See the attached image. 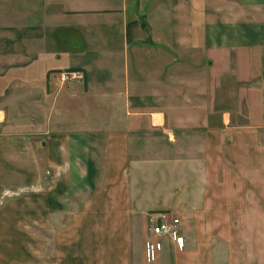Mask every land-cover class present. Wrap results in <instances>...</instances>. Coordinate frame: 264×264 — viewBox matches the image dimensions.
Instances as JSON below:
<instances>
[{
	"label": "crops",
	"instance_id": "crops-1",
	"mask_svg": "<svg viewBox=\"0 0 264 264\" xmlns=\"http://www.w3.org/2000/svg\"><path fill=\"white\" fill-rule=\"evenodd\" d=\"M16 1L0 0V264H264V0ZM66 70L83 80L59 88ZM111 171L184 172L182 250L94 252L78 225L122 219L131 243L137 221Z\"/></svg>",
	"mask_w": 264,
	"mask_h": 264
},
{
	"label": "rangeland",
	"instance_id": "rangeland-1",
	"mask_svg": "<svg viewBox=\"0 0 264 264\" xmlns=\"http://www.w3.org/2000/svg\"><path fill=\"white\" fill-rule=\"evenodd\" d=\"M17 3H23V0L16 1ZM4 3V2H3ZM5 9L7 8V3H4ZM7 11V10H6ZM80 80H66L60 81L56 79L57 86L60 88L63 86L64 88L70 86L71 84L74 86L75 83L81 82ZM244 100V97L242 98ZM236 122L243 123L246 121L248 113L240 111L236 113ZM258 115L256 113V120ZM259 118V117H258ZM112 174L118 175L121 178V181L124 182L126 186V199H124L121 192L115 193L117 200L128 201V207L131 210H134L136 213L137 221L136 224H133V229L130 231L132 233L131 243L126 242V236L129 233L127 230L126 222L122 221V219H117L114 223H107L104 217L96 218L92 220V223H87L85 225H78V229L81 232H90L94 233L97 238L96 249H93L94 252L99 255L103 254V258H108L107 251L109 248H113L112 250L115 253L113 259L121 258L120 255H124V252L127 248L131 249L141 255L142 251V242L144 244V239L147 233L148 227V213L152 212H162L166 210H172L176 212V203L179 198L182 197L183 192L182 187L184 184L188 183L183 171H111ZM130 175V179L126 182V174ZM189 173L186 175L189 177ZM52 178L48 179V183ZM191 183V182H189ZM118 209V208H117ZM107 211V210H106ZM144 212H147L144 215ZM109 232L114 234L113 239H109ZM133 240V242H132ZM163 243V247L161 251H166L169 244L168 239H161ZM71 241H64L65 251L73 247L70 245ZM79 238L76 239L75 244H79ZM81 245V243H80ZM80 245H77L80 247ZM91 250V251H93ZM161 251L159 253H161ZM71 252V250H69ZM159 255V254H158ZM140 257V256H139ZM135 258H138L135 257ZM158 258V257H157ZM139 259V258H138ZM157 260V259H156ZM157 264H171L172 261L168 256H161L158 258Z\"/></svg>",
	"mask_w": 264,
	"mask_h": 264
},
{
	"label": "built area",
	"instance_id": "built-area-1",
	"mask_svg": "<svg viewBox=\"0 0 264 264\" xmlns=\"http://www.w3.org/2000/svg\"><path fill=\"white\" fill-rule=\"evenodd\" d=\"M83 78V72L80 70H66L58 74L60 81L80 80ZM148 227L147 235L144 241V256L148 263L157 259L159 252L163 247L161 239L165 238L172 242L178 249L184 247V238L181 235V222L176 213L171 210L162 212H152L147 214Z\"/></svg>",
	"mask_w": 264,
	"mask_h": 264
}]
</instances>
